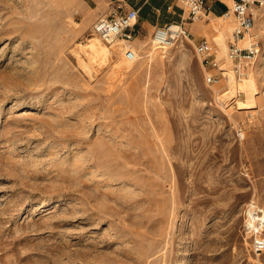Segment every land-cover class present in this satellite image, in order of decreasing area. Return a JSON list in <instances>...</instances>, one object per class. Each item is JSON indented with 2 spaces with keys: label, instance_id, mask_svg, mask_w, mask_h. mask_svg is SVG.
I'll return each instance as SVG.
<instances>
[{
  "label": "rangeland",
  "instance_id": "374dc122",
  "mask_svg": "<svg viewBox=\"0 0 264 264\" xmlns=\"http://www.w3.org/2000/svg\"><path fill=\"white\" fill-rule=\"evenodd\" d=\"M119 6L0 0V264H264L248 223L264 210V12L262 55L236 76L248 103L195 49L224 70L233 19L166 50L138 23L130 62L93 31Z\"/></svg>",
  "mask_w": 264,
  "mask_h": 264
},
{
  "label": "built area",
  "instance_id": "2783aa9c",
  "mask_svg": "<svg viewBox=\"0 0 264 264\" xmlns=\"http://www.w3.org/2000/svg\"><path fill=\"white\" fill-rule=\"evenodd\" d=\"M217 0H175L180 5L183 15L182 24H170L165 27H157L153 35V45L160 49H170L181 39L189 37L186 31V25H190L208 18L211 15L209 3ZM230 3L227 11L222 15L225 20L233 19L235 28L232 34V40L229 42L228 56L233 65L234 76H240L246 68L255 63L262 55V44L258 37L251 36L257 19V12H264V0H227ZM139 11H124L122 6L114 10V13L106 19L98 21L94 27V34L104 43L112 46L116 40H126L132 42L136 39L135 27L138 23ZM174 25L180 27V31L173 32ZM249 39L248 46L242 47L241 43ZM197 56L203 64L218 68L221 76H225L223 70L216 60H214L215 47L207 40L202 41L195 47ZM128 61L136 60L137 55L129 49L125 53ZM225 71V72H223ZM214 78L209 77L208 83H213ZM249 226L257 233L264 230V210L258 207H251L248 211ZM258 227V228H253ZM254 250L257 254L264 253V239L257 237L254 241Z\"/></svg>",
  "mask_w": 264,
  "mask_h": 264
},
{
  "label": "crops",
  "instance_id": "0c3cea01",
  "mask_svg": "<svg viewBox=\"0 0 264 264\" xmlns=\"http://www.w3.org/2000/svg\"><path fill=\"white\" fill-rule=\"evenodd\" d=\"M116 2L125 8L124 11H139V28L144 32L170 24H182V18H185L180 5L175 0H116ZM209 4L210 17H222L230 6L227 0H217ZM178 12H180V19L176 20L175 16ZM135 35H137L136 32Z\"/></svg>",
  "mask_w": 264,
  "mask_h": 264
},
{
  "label": "bare ground",
  "instance_id": "6f19581e",
  "mask_svg": "<svg viewBox=\"0 0 264 264\" xmlns=\"http://www.w3.org/2000/svg\"><path fill=\"white\" fill-rule=\"evenodd\" d=\"M172 31L173 32H177V31H180V27L177 26V25H174V27L172 28ZM116 41H119V40H116ZM116 41L112 42V45L114 46ZM121 41V39H120ZM135 41V40H134ZM90 42L92 43V48H93V52L94 53H100V55L102 53H104L103 49H101L100 47V42H99V39L98 38H94L93 40H90ZM121 42H124L126 43V45H128V48H132L134 42H128L126 40H122ZM216 42L218 43V45L220 46V49H221V52L219 53V56L218 58L219 59H224L225 62H226V68L224 69L226 72L225 74V78H226V83H227V86L229 88V90L232 92V94H236V92L238 91H243L245 93V95L247 96V101L248 103H252L253 102V82L249 76L244 79V80H240V82L236 79V77L234 76L231 68H230V65H231V61L229 59V56H228V52H227V45H226V37L225 35H223L222 37L218 38V40H216ZM177 44V43H176ZM109 50L111 48H108ZM158 49V48H156ZM133 50V49H132ZM134 51V50H133ZM137 55V52L134 51ZM138 58H136L137 60ZM246 77V76H245ZM254 228V227H253Z\"/></svg>",
  "mask_w": 264,
  "mask_h": 264
}]
</instances>
